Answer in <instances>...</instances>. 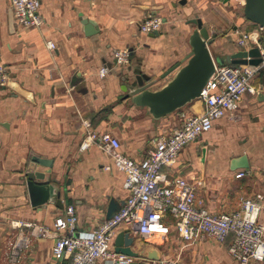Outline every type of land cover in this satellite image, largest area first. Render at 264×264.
Returning <instances> with one entry per match:
<instances>
[{
    "label": "crops",
    "instance_id": "crops-1",
    "mask_svg": "<svg viewBox=\"0 0 264 264\" xmlns=\"http://www.w3.org/2000/svg\"><path fill=\"white\" fill-rule=\"evenodd\" d=\"M39 3L43 23L22 28L9 0H0V60L15 84L0 86V264H70L68 256L53 257L52 234L30 237L17 260H10L9 242L22 230L28 232L15 222L35 221L52 229L55 217L65 215L66 207L73 205L77 232L86 233L106 218L110 198L126 199L124 173L111 155L97 143L79 149L88 128L107 137L117 136L122 149L140 159L157 138L180 125L185 115L204 111L198 97L154 119L146 106L126 96L125 77L132 76L133 69L157 78L153 88L163 84L172 72L163 78L161 74L190 50L193 17H201L216 36L209 46L215 57L224 58L241 48L232 30L256 26L244 16L243 0ZM148 16L162 18L159 35L140 29ZM84 18H90L97 30L86 33ZM48 39L56 43L54 49L48 48ZM125 48L129 58L120 63L115 52ZM102 67L106 69L103 74ZM253 83L258 89L255 94L245 93L236 109L215 119L209 131L187 143L176 162L164 167L168 177L184 176L197 182V194L211 211H232L243 196L264 201V65ZM242 154L247 155L249 166L231 168V159ZM35 155L51 158L52 167L35 162ZM28 170L46 171L55 180L59 195L42 205L33 204ZM238 170L245 174L236 177ZM259 219L264 222V211ZM130 234L133 249L155 247L161 257L176 264H238L228 252L230 237L224 242L208 237L188 242L174 228L149 239L133 231ZM112 258H100L95 264H111Z\"/></svg>",
    "mask_w": 264,
    "mask_h": 264
},
{
    "label": "built area",
    "instance_id": "built-area-1",
    "mask_svg": "<svg viewBox=\"0 0 264 264\" xmlns=\"http://www.w3.org/2000/svg\"><path fill=\"white\" fill-rule=\"evenodd\" d=\"M15 21L22 28L39 27L43 18L39 12V0H9ZM160 16H148L140 23L144 32L159 30ZM264 26L235 31V39L240 47L260 48L262 61L257 65L217 63L200 98L205 108L200 114L185 115L180 125L168 134L156 139L154 145L140 159L127 154L117 136H105L88 128L79 143L85 150L93 143L106 150L115 165L124 173V187L128 195L120 209L110 218L100 221L93 230L75 235L77 214L73 205L66 207L65 215H58L53 228L35 221L18 220L16 226L28 228V232L9 242V259L18 256L30 242V237L54 236L52 254L55 259L68 256L70 264H95L100 258L119 257L112 249V241L120 227L130 228L143 239L153 234L168 233L171 228L188 242L201 238H212L224 242L230 237L228 252L238 264H250L253 260L264 261V222L260 214L264 211V201L252 196L240 198L238 206L229 212L211 211L197 194L198 183L184 176L168 177L164 167L176 162L182 148L209 131L214 120L227 111L238 107L245 93L255 94L258 89L253 78L264 65V40L261 33ZM47 46L54 49L56 43L48 39ZM130 51L117 50L118 62H126ZM102 67L100 73H105ZM11 78L7 65L0 60V86H6ZM244 170L235 172L243 176ZM150 264H176L167 257L150 260Z\"/></svg>",
    "mask_w": 264,
    "mask_h": 264
},
{
    "label": "water",
    "instance_id": "water-1",
    "mask_svg": "<svg viewBox=\"0 0 264 264\" xmlns=\"http://www.w3.org/2000/svg\"><path fill=\"white\" fill-rule=\"evenodd\" d=\"M243 1L246 19L264 26V0ZM191 22L194 25L188 35L190 50L182 59L161 74L163 78L172 72L163 84L153 88L152 85L157 81V78H151L137 68L132 70V76L127 75L125 77L124 90L126 96L136 105L146 106L156 120L179 110L188 102L200 97L203 86L215 69V62L225 60L227 63L257 65L262 61L260 48L256 45L249 48L241 47L235 52L225 54L224 58L215 57L209 46L216 40V36L210 33L209 24L199 16L193 17ZM83 23L85 24L86 33H93L97 30L95 26L92 28L93 21L90 18H84ZM148 33L149 35H159L160 31L153 30ZM6 85H15L12 78L8 80ZM205 151L204 147L203 152L205 153ZM33 160L50 168L52 167L53 160L51 158L35 155ZM248 166L249 162L246 154L231 159V168L233 169ZM26 178L33 204L42 205L54 195L60 193L56 188L55 180L52 182L46 176V171L28 170L26 171ZM123 203V201L110 198L105 219L112 217ZM130 232V228H124L115 234L113 249L116 254L123 255L126 258H112L111 264H150V260L161 257L155 247L133 249L134 236ZM75 235H79V232H76Z\"/></svg>",
    "mask_w": 264,
    "mask_h": 264
},
{
    "label": "rangeland",
    "instance_id": "rangeland-1",
    "mask_svg": "<svg viewBox=\"0 0 264 264\" xmlns=\"http://www.w3.org/2000/svg\"><path fill=\"white\" fill-rule=\"evenodd\" d=\"M243 12V11H242ZM254 28H256V26L254 25L253 27H251V25H250V27H246V28H240V30H244V29H254ZM233 28H230V30H232ZM236 29H234V30H232V31H235ZM263 35H264V31L261 33V37H263ZM263 40H264V37H263ZM217 58H219L218 56H216ZM217 63H219V62H217Z\"/></svg>",
    "mask_w": 264,
    "mask_h": 264
},
{
    "label": "trees",
    "instance_id": "trees-1",
    "mask_svg": "<svg viewBox=\"0 0 264 264\" xmlns=\"http://www.w3.org/2000/svg\"><path fill=\"white\" fill-rule=\"evenodd\" d=\"M257 25V24H256Z\"/></svg>",
    "mask_w": 264,
    "mask_h": 264
}]
</instances>
